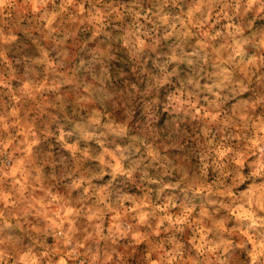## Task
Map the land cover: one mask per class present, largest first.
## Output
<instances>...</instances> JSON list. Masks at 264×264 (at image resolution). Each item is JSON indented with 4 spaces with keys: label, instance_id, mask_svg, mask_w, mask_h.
Here are the masks:
<instances>
[{
    "label": "clouds",
    "instance_id": "9594fccd",
    "mask_svg": "<svg viewBox=\"0 0 264 264\" xmlns=\"http://www.w3.org/2000/svg\"><path fill=\"white\" fill-rule=\"evenodd\" d=\"M0 264H264V0H0Z\"/></svg>",
    "mask_w": 264,
    "mask_h": 264
}]
</instances>
